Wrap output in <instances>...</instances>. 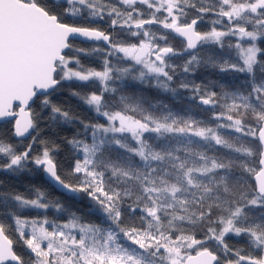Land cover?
I'll return each mask as SVG.
<instances>
[{"label": "snow or ice", "instance_id": "obj_1", "mask_svg": "<svg viewBox=\"0 0 264 264\" xmlns=\"http://www.w3.org/2000/svg\"><path fill=\"white\" fill-rule=\"evenodd\" d=\"M120 3L126 6L125 11L108 8L103 0H63V9L58 11L57 0H0V118L13 115V101L26 105L41 90L45 95L43 105L51 106L52 120L68 122L69 113L51 105L47 97L49 90L55 91L63 81H77L81 86L98 82L102 87L99 93L73 90L71 95L106 120L103 124H85V138L68 141L77 154L72 173L79 179L78 185L61 178L47 147L33 157L31 144L17 152L12 145L0 141V158H5L0 170L23 172L33 164L58 188L73 195L85 193L94 202L90 213L101 218L93 223L72 213L68 221L53 225L50 231L44 226L47 220L29 221L16 215L18 208L48 209L50 205L42 190L37 189L31 199L0 193V207L8 211L19 240L32 254L25 260L17 252L9 229L0 223V264H220V251L236 257L227 259L226 264H264V255H244L225 242L227 234L245 236L250 249L264 252V212L259 217L250 214L253 208L264 210V78H256V66L261 67L264 76V65L257 55H264V49L255 43L264 37V0H207L199 6L195 0ZM136 4L146 5L152 10L151 15L143 18ZM188 8L201 15L187 22ZM158 13L162 18H158ZM207 13L219 18L209 31L200 32L196 28L198 19ZM67 15L81 19L87 16L89 22L94 18L103 20L107 15L113 29L125 30L136 42L114 44L105 31L63 22L62 16ZM156 24L182 38L184 49L178 52L168 45V33L157 36L145 27ZM215 25L225 27L218 30ZM227 36L238 37L237 62L221 63L210 58L208 63L219 66L221 72L246 74V83L220 97L215 91L201 94L199 86L193 89L201 105L209 106V110L217 106L223 109L213 111V120L219 122L216 127L204 126V121L192 115L176 114L166 105L145 106L143 99L133 95L117 99L121 89L115 86L116 82L127 84L129 78L149 85L154 81L155 87L170 91L173 75L169 69H175L169 63L172 57L189 56L183 69L187 73L202 62L195 50L208 44L223 47L222 38ZM245 38L248 47L240 43ZM71 39L105 42L109 50L102 70L85 68L75 56L67 58L64 50L73 47ZM159 41H164V46ZM74 51L88 56L102 49ZM111 56H116L123 66L114 67L108 58ZM72 61L75 69L68 66ZM58 71L63 73L60 79L56 78ZM181 87L187 89L189 85ZM107 93L119 105L114 111L108 110L113 105H106ZM249 115L251 124L246 123ZM225 119L229 123H223ZM33 128L30 119L16 120L14 134L23 137ZM219 128H228L258 142V169L241 159L252 156L254 149L229 142ZM147 134H153L155 143ZM215 146L238 154V179L232 173L234 162L206 154L205 150ZM106 175L115 182V188L106 187ZM233 179H237L239 189L230 183ZM133 195L135 201L127 212L130 216L139 212L140 223L125 226L123 202ZM55 207L62 210L59 204ZM205 221L210 223L203 240L186 231ZM28 225L30 233L26 232ZM210 240L216 242L218 251L205 246Z\"/></svg>", "mask_w": 264, "mask_h": 264}, {"label": "trees", "instance_id": "obj_2", "mask_svg": "<svg viewBox=\"0 0 264 264\" xmlns=\"http://www.w3.org/2000/svg\"><path fill=\"white\" fill-rule=\"evenodd\" d=\"M104 4L108 7H117L121 11L126 10V6L120 3V0H103ZM197 6L201 3H207V0H195ZM59 5L58 11L63 9V0H57ZM143 13V18H148L151 15L150 9L146 5L136 4L135 6ZM127 10H131L128 8ZM187 12V22L194 18H198L199 14L196 9L188 8ZM158 18H162V14H157ZM219 17L212 13L203 14L202 20L197 25V30L200 32H207L213 27V21ZM62 20L65 23L76 22L78 24L95 27L102 31L108 32L112 36V42L115 43H133L136 42V38L131 37L125 30H121L119 27L113 29L111 27V18L105 15L103 20L99 18L92 19L89 22V18L85 16L83 19L80 17H73L71 15L62 16ZM216 27H222V25H215ZM150 31L159 36L160 34L168 33L167 43L172 46L178 52L182 51L185 47L184 42L176 37H174L168 30L163 29L160 25H146ZM251 30V28L249 29ZM223 47L219 44H208L199 47L195 50V54L201 59V63L194 67L187 73L183 71L186 61L189 59L188 55H176L169 60V63L175 65V69H169L170 74L173 75V80L170 83V91H163L155 87V84H141L138 81H132L131 78L128 79L127 84L122 82H116L115 86H118L121 91L117 93V99L121 95H133L135 97L141 98L145 101V106L166 105L176 114H186L192 115L195 118L204 121V126L216 127L219 123L213 120V111L221 112L223 109L220 106L209 110V106H203L197 102L198 97L193 89L196 86L200 87L201 94L205 92L215 91L217 96L220 97L226 91H231L233 89L239 88L241 84H245L247 81L246 74H242L235 71L221 72L219 66H213L208 63L210 58H214L221 63L227 61L228 63L237 62V52L235 45L237 39L235 36H227L222 38ZM161 46H164V41H159ZM245 43V42H244ZM73 46L65 51V56L67 58L77 57L80 63L85 68H92L96 70H102L104 66V59L108 54V47H104L100 43H82L79 41H70ZM257 47L264 49V37H260L256 41ZM92 47H98L102 51L94 53L92 55L85 56L82 53H76L74 48H85L91 50ZM122 56V54H120ZM258 59L261 65H264V55L258 53ZM114 67L123 66L120 61H118L116 56L108 57ZM70 68L75 69L76 64L72 61L69 64ZM60 72H57L56 78L60 79ZM256 78L257 80L264 78L262 76L261 67L256 66ZM187 83L189 87L187 89L182 88L181 85ZM73 90L79 91L81 93H90L102 91V87L98 82L89 83L87 85L81 86L80 82L77 81H63L62 84L52 91L48 95V99L51 101V105L60 107L64 111H67L70 116L68 122H64L62 119L58 121L52 120L51 106L45 107L42 103L45 96H38L32 103L30 107L31 118L34 125L31 135L25 140H16L13 137L12 132V121H5L0 123V141L6 144L12 145L15 151L22 152L32 145L31 155L34 157L41 153L44 147L50 150V154L57 166L58 174L61 178L71 185H78L79 179L76 175L72 173V168L74 167L77 154L73 151L71 145L68 143L69 140L75 138H85V124H103L106 120L103 116L98 115L94 109H90L81 99L76 96L71 95ZM193 97H196L193 99ZM106 105H113V107L108 110H116L119 105L115 104L112 99V94L107 93L105 95ZM223 123H229L226 119ZM246 123L251 124V116L246 118ZM220 134L229 142L234 143L236 146L245 145L250 146L254 149V154L252 156H243L241 159L244 163L258 169V159H259V149L258 142L254 141L251 137L243 136L241 133H235L228 128H219ZM90 130L88 136L90 137ZM149 140L155 143L153 134H147ZM35 137V140L33 139ZM130 139V138H129ZM205 150V149H201ZM206 154L210 157H216L218 159L224 160L225 162H234V167L232 169L233 175L239 178L240 166L239 161H237V153L231 152L228 149L222 148L220 146H215L214 148L205 150ZM116 153L113 152V155ZM5 162V158H0V164ZM237 179H233L230 183L234 188L239 189V184ZM249 180L253 178L249 177ZM106 187L109 189L115 188V182L109 180V176H105ZM248 180L245 181V184ZM40 189L45 193L46 202L49 203L50 207L48 209H34V208H18L16 209V215H19L21 219H26L29 221H48L44 226L50 231L52 226L55 224H63L68 221L72 213H76L78 216L82 217L84 221L97 222L101 218L98 215L92 214L89 211L90 206L94 202L85 194L77 193L73 194H63L57 192L54 187H52L43 177L42 170H35V165L29 164L27 169L23 172L11 173L0 171V193H11L18 194L25 198H34L36 190ZM239 196V192H237ZM135 201V195L132 199H126L123 202L125 208V213L123 217L124 225L136 224L139 225V212L135 216H130L127 212V207ZM56 204L61 205L62 210H57ZM207 205H205L206 207ZM264 210L259 208L250 209V214L254 217H259ZM216 212H213L212 219H216ZM0 223H4L6 228L9 229V236L15 241V248L19 254H21L25 260H28L32 255L30 250L23 244V241L19 240L18 235L15 231V222L8 214V211L3 207H0ZM210 221H205L203 224H198L195 228H187L186 231L189 233H194L197 239L203 240L206 233L207 227ZM26 232H31V225L26 227ZM78 234V233H77ZM225 242L233 250H240L244 255L259 256L264 255V252H260L255 249H250L247 243V238L245 236L237 237L234 234H227L225 236ZM46 246V242H44ZM213 251H218L216 247V242L214 240L208 241L205 245ZM195 251H191L194 253ZM221 256L220 264L225 263L227 259L235 260L236 257L230 253L219 252Z\"/></svg>", "mask_w": 264, "mask_h": 264}, {"label": "water", "instance_id": "obj_3", "mask_svg": "<svg viewBox=\"0 0 264 264\" xmlns=\"http://www.w3.org/2000/svg\"><path fill=\"white\" fill-rule=\"evenodd\" d=\"M201 20H202V18L198 19V23ZM189 22H191V21H189ZM196 28H197V26H196ZM106 33H108V32H106ZM172 35L175 37V34H172ZM176 38H178V37H176ZM178 39L182 40V38H178ZM70 41H79V42H81L79 39H71ZM88 43H100L104 47H108V45H106L105 42H103V41H99V42H88ZM184 45H185V43H184ZM66 50L67 49L64 50V53H65ZM49 91H50V93L52 92V90H49ZM38 96H45V95H44V93L41 90H37V95L34 96L28 102V104H26V105H21L19 101H13V107H12V113H13V115L0 118V123L5 122V121H12V123H13L12 124L13 137L16 140H25V139H27L31 135L32 129H30L29 130V133L28 134H25V136H23V137H16L15 134H14V130H15V125H16V120H20L21 122H24V121H27V120L30 119L32 121L30 107H31L32 103L34 102V100L36 99V97H38ZM197 102L199 103V99L197 100ZM21 108H23V112L21 111ZM258 168H259V159H258ZM42 175H43L44 179L52 187H54V189L57 192L63 193V194H68V195L72 194V193L67 192L66 190H64L62 188H58L57 186H55L54 184H52V182L48 179V177L46 176V174L43 171H42ZM253 182H254V179H253ZM191 254L192 255H195V252L194 253H191Z\"/></svg>", "mask_w": 264, "mask_h": 264}, {"label": "rangeland", "instance_id": "obj_4", "mask_svg": "<svg viewBox=\"0 0 264 264\" xmlns=\"http://www.w3.org/2000/svg\"><path fill=\"white\" fill-rule=\"evenodd\" d=\"M222 26H224V25H222ZM212 28V27H211ZM210 28V29H211ZM217 29L218 30H223L224 28H222V27H217ZM236 37V39L238 40V37L237 36H235ZM245 42V43H244ZM240 43L244 46V47H248L249 46V41L245 38L244 40H241L240 41ZM256 43V42H255ZM69 66V65H68ZM70 67V66H69ZM60 72V71H59ZM60 75L62 76L63 75V73L62 72H60ZM153 83L155 84V82L153 81ZM222 264H226V262L225 263H222Z\"/></svg>", "mask_w": 264, "mask_h": 264}]
</instances>
